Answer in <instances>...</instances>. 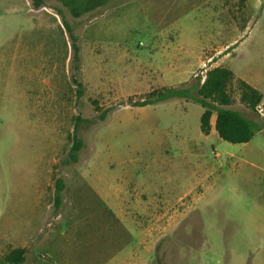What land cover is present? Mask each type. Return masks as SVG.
<instances>
[{
  "label": "rangeland",
  "instance_id": "374dc122",
  "mask_svg": "<svg viewBox=\"0 0 264 264\" xmlns=\"http://www.w3.org/2000/svg\"><path fill=\"white\" fill-rule=\"evenodd\" d=\"M236 1L239 15L234 0H226L224 16L218 0H111L75 18L60 0L40 9L32 0H0V264L19 186L47 158L59 159L58 176L74 134L84 142L81 159L124 160L120 178L159 186L162 203L144 214L139 264H264V106L248 109L238 80L230 85L228 108L260 126L246 144L228 143L215 129L204 135V109L194 99L133 107L153 91L194 88L216 67L264 91L262 6L251 11ZM64 21L77 38V59ZM234 22L238 28L218 35ZM180 44L191 56L204 50L198 68L172 67Z\"/></svg>",
  "mask_w": 264,
  "mask_h": 264
},
{
  "label": "crops",
  "instance_id": "0c3cea01",
  "mask_svg": "<svg viewBox=\"0 0 264 264\" xmlns=\"http://www.w3.org/2000/svg\"><path fill=\"white\" fill-rule=\"evenodd\" d=\"M212 1L206 0V3ZM217 4L222 16L230 12L226 0H218ZM236 4L234 0L233 5ZM245 4L251 11L252 5L262 6L264 20V0H246ZM234 11L239 15L241 6L238 4ZM223 25L222 33L218 32V35H224L230 28H238L236 22L234 26ZM259 31L263 33L264 30L260 28ZM228 46L220 47L227 60L233 56L230 51L226 52ZM175 48L178 52L171 57L173 68L200 66V54L204 50L191 56L184 44ZM232 72L234 82L245 81L263 95L261 106H264L262 84ZM214 127L215 121L212 131ZM58 161L57 158L42 160L37 171L33 169L26 175L25 189L19 186L16 196L20 195L21 199L15 205L10 251L24 248L23 264H98L99 260L102 264H129L131 261L139 264L145 252L144 214L150 207L162 203L157 196L159 186L152 183L145 187V183L137 179L130 180L128 173L120 178L117 167L125 164L121 159L83 160L79 157L71 164L64 160V167L57 169L60 173L54 176L52 166ZM58 178L65 183L60 206L55 205Z\"/></svg>",
  "mask_w": 264,
  "mask_h": 264
},
{
  "label": "trees",
  "instance_id": "16d2710c",
  "mask_svg": "<svg viewBox=\"0 0 264 264\" xmlns=\"http://www.w3.org/2000/svg\"><path fill=\"white\" fill-rule=\"evenodd\" d=\"M69 8L71 14L75 18H80L86 13H90L98 8L106 6L111 0H60ZM242 1L243 5L246 0ZM35 9L45 6V0H32ZM61 14V13H60ZM64 26L69 31L72 48L75 52V59L79 52L76 44L77 38L73 36L72 29L64 21ZM234 74L225 67H216L209 69L206 73V80L202 84L201 79L198 80L194 88L175 89L170 88L165 91H153L148 98L135 102L133 107H146L159 102H165L174 98L194 99L196 103L201 105L204 112L200 118V128L204 135L211 134L212 118L216 115L215 131L219 137L231 144L249 143L256 135L260 126L251 119L245 117L241 112L228 108L232 102V95L229 91L230 85L234 83ZM78 91L79 96L82 95L81 87ZM196 89L198 97L194 98L191 94ZM238 89L240 91L241 102L250 110L258 111L263 101V95L255 88L247 84L245 81L238 80ZM106 112L100 116L102 121L106 120ZM76 130L78 125H76ZM71 150L66 164L76 163L79 153L84 148V142L76 134L71 138ZM65 188V183L61 178L56 180L55 205L61 204V193ZM26 250L18 248L11 250L3 258V264H23L25 261Z\"/></svg>",
  "mask_w": 264,
  "mask_h": 264
},
{
  "label": "built area",
  "instance_id": "2783aa9c",
  "mask_svg": "<svg viewBox=\"0 0 264 264\" xmlns=\"http://www.w3.org/2000/svg\"><path fill=\"white\" fill-rule=\"evenodd\" d=\"M205 67V66H204ZM207 69V68H206ZM209 70V69H208ZM208 70H205L204 72H201V83L203 84L204 82H205V80H206V73H207V71Z\"/></svg>",
  "mask_w": 264,
  "mask_h": 264
}]
</instances>
